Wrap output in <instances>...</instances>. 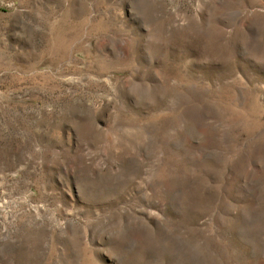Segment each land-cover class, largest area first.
<instances>
[{"label": "rangeland", "instance_id": "374dc122", "mask_svg": "<svg viewBox=\"0 0 264 264\" xmlns=\"http://www.w3.org/2000/svg\"><path fill=\"white\" fill-rule=\"evenodd\" d=\"M0 264H264V0H0Z\"/></svg>", "mask_w": 264, "mask_h": 264}]
</instances>
